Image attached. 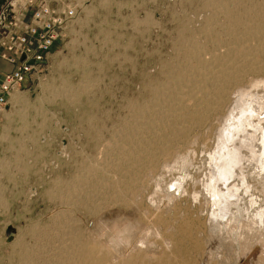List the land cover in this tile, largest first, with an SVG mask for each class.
Here are the masks:
<instances>
[{
    "label": "rangeland",
    "instance_id": "rangeland-1",
    "mask_svg": "<svg viewBox=\"0 0 264 264\" xmlns=\"http://www.w3.org/2000/svg\"><path fill=\"white\" fill-rule=\"evenodd\" d=\"M42 1L53 9L74 4L81 12L0 115V264H72L70 253L93 247L108 264H264L259 163L242 150L241 169L227 184L236 199L224 218H214L218 210L204 187L233 101L243 100L236 109H244L257 96L264 99L258 39L244 44L250 55L235 56L237 66L256 62L258 70L241 72L244 83L214 112L201 94L210 87L190 98L187 76L178 109L167 116L153 108L156 89L171 74L185 73L191 51L210 63L233 47L228 29L243 32L263 22L264 0H238L234 7L229 0ZM213 2L235 8L233 26ZM226 67L236 71L232 63ZM166 143L171 148L159 154ZM120 193L121 199L114 196Z\"/></svg>",
    "mask_w": 264,
    "mask_h": 264
},
{
    "label": "bare ground",
    "instance_id": "bare-ground-1",
    "mask_svg": "<svg viewBox=\"0 0 264 264\" xmlns=\"http://www.w3.org/2000/svg\"><path fill=\"white\" fill-rule=\"evenodd\" d=\"M239 1L238 0H229V6L230 7H234L235 5H237ZM214 3V2H213ZM225 3V2H224ZM220 2H215L213 5L215 6H220V9L223 13H225V16H229V22L230 25L233 26L235 24V22L237 21L235 18L236 15L235 13H233L232 10H234L233 8H231L232 10L229 11L230 7L226 4V5H220ZM241 4V3H240ZM241 7V6H240ZM252 7V6H251ZM257 7V6H256ZM255 7V8H256ZM248 8V7H247ZM246 9V8H245ZM253 9V8H252ZM261 9V10H260ZM260 13L261 16H264L262 14H264V8H260ZM249 10V9H248ZM247 11V10H246ZM256 11V10H255ZM238 12V11H237ZM239 13V12H238ZM240 14V13H239ZM253 14V13H252ZM248 15V12L247 14ZM227 16V17H228ZM241 16V15H240ZM253 16V15H250ZM244 17V16H243ZM246 17V16H245ZM244 17V18H245ZM256 17V16H255ZM254 17V18H255ZM247 18V17H246ZM249 18V17H248ZM261 18V17H260ZM242 19V18H241ZM257 19V18H255ZM263 19V18H262ZM261 20V19H260ZM241 21V20H240ZM246 21V20H245ZM257 21V20H256ZM243 22V21H242ZM246 23V22H245ZM248 23V22H247ZM250 23V22H249ZM248 23V24H249ZM228 24V22H227ZM251 24V23H250ZM229 26V25H228ZM230 26V27H231ZM236 26V25H235ZM239 26V24H238ZM242 26V25H241ZM250 26V25H249ZM253 26V25H252ZM249 27L246 28L244 27L243 32H237L236 28L232 29H226L227 33L230 35L232 34L234 36L233 41H232V46L230 47L228 52L223 55V56H217L215 57V59H213L210 63H206L205 61H203L200 56H193L194 52L191 51V56L190 57L192 59V62L190 60V58H188V64L185 67V70L183 69V71H185V73L180 75H176V74H171L169 76L167 86L165 85L162 88L156 89V93L157 95L155 96V98L157 97V104L153 107L155 109L157 108L159 110V108L162 110V114L164 115L165 113H163V111H166L167 116H168V112H174L176 109L179 108L180 102L182 101V99L180 98L181 95V88L184 87L185 85V77L187 76L188 81L191 82V86H190V90H188V95H190L191 98V93L195 91V93H201L203 87H210V90L208 92H202V96L203 97H207V99L204 101V107H206V109L208 110H212L213 106L215 104H219L222 103L225 100V97L227 96V94L235 88H237L238 86H240L241 84V76H243L241 74V72L245 73V72H249V71H256L258 70L255 63H249V64H243V65H236L237 64V58L235 57L237 54H242L243 56H248L250 55V52H252V48L251 47H245L244 44L249 42L250 40H256L258 39V49L264 51V21L261 22L260 24H256L253 28ZM211 27V26H210ZM240 28V27H239ZM242 29V28H241ZM224 30V29H223ZM235 30V31H234ZM251 42V41H250ZM253 42V41H252ZM194 43V42H193ZM224 43V42H223ZM249 44V43H248ZM191 47H193V45L189 44V49L191 50ZM193 50L194 47H193ZM190 52V51H189ZM197 52V51H196ZM200 52V51H199ZM241 56V55H240ZM187 58V57H186ZM236 59V60H235ZM244 59V58H243ZM264 59V57H263ZM251 60V59H250ZM187 62V61H186ZM229 63H232L233 65V69H235L236 71H229V68L226 67L229 65ZM257 64V63H256ZM260 64V63H259ZM264 65V64H262ZM231 66V65H230ZM237 66V67H236ZM235 67V68H234ZM232 68V67H230ZM182 70V69H181ZM232 70V69H230ZM179 74V73H178ZM260 77V76H259ZM258 81V80H257ZM243 82V81H242ZM244 83V82H243ZM261 83V82H260ZM264 84V82H263ZM262 83L260 84L261 86L263 85ZM255 85V84H254ZM259 85V86H260ZM186 86V85H185ZM252 86V85H251ZM187 87V86H186ZM202 87V88H201ZM255 87V86H253ZM241 88V87H240ZM260 88V87H259ZM248 89V88H247ZM233 91V90H232ZM246 91V90H245ZM234 92V91H233ZM239 92V91H238ZM236 93V92H235ZM242 93V92H241ZM240 93V95H241ZM194 94V93H193ZM230 94V93H229ZM243 94V93H242ZM247 94V93H246ZM250 94V93H249ZM247 94V96L249 95ZM256 94V93H254ZM195 95V94H194ZM194 95H192V98H196L194 97ZM244 95V94H243ZM261 95V94H260ZM196 96V95H195ZM246 96V97H247ZM252 96V95H250ZM255 96V95H254ZM264 96V95H263ZM262 96V97H263ZM183 97V96H181ZM234 97V96H233ZM239 97V96H238ZM245 97V95H244ZM249 97V96H248ZM254 98V97H253ZM256 98V97H255ZM257 96V99L253 102H247L245 107V111L242 107H239L236 109V105L241 103L243 105V100H239V98H237L236 101H233L234 103L231 106V112L230 114H228L229 120L227 122V125H223L222 127L225 126L223 132H222V136L220 137V142L219 144L216 146L214 151L213 156L210 158L211 159V172L208 178L207 183L205 184L206 186H204L206 189L205 191H207V194L209 196L210 202H211V206L213 208H217L218 210V214L216 216H214V218L217 217H222L224 218V214H226L227 212H229V206L231 204V200L232 199H236L235 194L236 190L233 188H228V182L229 180H231L230 178L233 176L235 170L237 171V168H240L241 166V162L244 159L242 157V150H246L247 153L246 155L248 156L249 159L259 163V169L261 171V173H264V99L263 98H259ZM198 99V98H197ZM243 99V96H242ZM156 100V99H155ZM194 100V99H193ZM229 100V99H228ZM246 100V99H245ZM153 101V100H152ZM202 102V101H201ZM200 103V102H198ZM151 105V104H149ZM167 105V106H166ZM241 105V106H242ZM147 105H145L146 107ZM198 106V105H197ZM240 106V105H239ZM148 109H150V106H147ZM238 107V106H237ZM244 107V106H243ZM151 108V109H153ZM199 108V107H198ZM216 108V107H214ZM146 109V111L148 110ZM150 109V110H151ZM197 109V108H196ZM218 109V108H217ZM217 109H215L217 111ZM144 110V109H143ZM194 110V109H193ZM214 110V109H213ZM212 110V111H213ZM237 110V112H236ZM137 111V110H136ZM140 111V110H139ZM149 111V110H148ZM157 111V110H156ZM200 111V110H199ZM142 111H140L141 113ZM145 112V110H144ZM195 112V111H194ZM211 112V111H210ZM214 112V111H213ZM147 113V112H146ZM158 112H156L157 114ZM199 113V112H198ZM137 114V113H136ZM142 114V113H141ZM181 114V113H180ZM179 114V116H180ZM201 114V113H200ZM138 115V114H137ZM188 115V114H187ZM195 115V114H194ZM198 115V114H197ZM161 115H159L158 117L160 118ZM166 116V117H167ZM170 117H172L169 114ZM200 116V115H199ZM210 116V115H209ZM157 118V116H155ZM165 117V116H164ZM162 117V118H164ZM201 117V116H200ZM203 117V116H202ZM205 117V116H204ZM140 118V117H139ZM150 118V117H149ZM152 118V117H151ZM158 120H162L159 119ZM175 118V117H174ZM186 118V117H185ZM191 118V117H190ZM171 119V118H170ZM200 119V118H199ZM203 119V118H202ZM205 119V118H204ZM228 119V118H227ZM156 120V119H155ZM157 120V121H158ZM196 121V120H195ZM204 121V120H203ZM224 121V120H223ZM165 122V121H164ZM161 123V124H165V123ZM188 122V121H187ZM206 122V121H205ZM173 123V122H172ZM182 124V122L180 123V125ZM225 124V123H224ZM137 125V124H136ZM135 125V126H136ZM148 125V124H147ZM150 125V124H149ZM166 125V124H165ZM185 125V124H184ZM187 125V124H186ZM194 125V124H193ZM198 125V124H197ZM200 125V124H199ZM163 126V125H162ZM172 126V125H171ZM131 127V125H130ZM153 127V126H152ZM156 127V126H155ZM166 127V126H165ZM164 127V128H165ZM168 127V126H167ZM179 127V126H178ZM132 128V127H131ZM134 128V127H133ZM171 128V127H170ZM176 128V127H174ZM189 128V127H188ZM200 128V127H199ZM249 128V129H248ZM167 130V129H165ZM131 131V130H130ZM146 131V130H145ZM173 131V130H172ZM177 131V129H176ZM179 131V130H178ZM175 132V133H178ZM170 132V131H169ZM190 132V131H189ZM131 133V132H129ZM136 133V132H135ZM171 133V132H170ZM181 133V132H180ZM133 134V132H132ZM172 134V133H171ZM184 134V133H183ZM241 134V135H240ZM177 135L178 134H174ZM181 135V134H180ZM179 135V137H181ZM186 135V134H185ZM132 136V135H131ZM184 136V135H182ZM133 137V136H132ZM178 137V138H179ZM186 137V136H185ZM131 139V138H130ZM129 139V140H130ZM181 139V138H180ZM219 139V138H218ZM128 140V141H129ZM132 140V139H131ZM176 140V139H175ZM191 140V139H190ZM179 141V140H178ZM130 142V141H129ZM159 142V141H158ZM177 142V141H176ZM190 142V141H189ZM188 142V143H189ZM218 142V141H217ZM163 143V142H162ZM172 143V139L171 142ZM168 143H166V145H164L163 147L160 148L159 154H166L167 149L169 148L170 145H168ZM185 143V142H184ZM138 144V143H137ZM173 145V144H172ZM174 147V146H173ZM176 147V146H175ZM123 148V147H122ZM141 148V147H140ZM171 148V146H170ZM120 149V148H119ZM175 149V148H174ZM130 150V149H129ZM135 152V148L133 149ZM125 151V150H123ZM128 151V150H127ZM145 151V149H144ZM148 151V150H146ZM151 151V150H150ZM155 151V150H154ZM126 152V151H125ZM132 153V151H130ZM133 152V155H135ZM138 152V151H137ZM130 153V154H131ZM213 153V152H212ZM116 154V153H115ZM120 154V153H119ZM124 154V153H123ZM151 154H153L151 152ZM128 154H126L127 156ZM132 155V156H133ZM139 155V154H138ZM141 155V154H140ZM145 155V152H144ZM245 155V154H243ZM131 156V155H130ZM131 156V157H132ZM172 156V155H171ZM211 156V155H210ZM124 157V156H123ZM130 157V158H131ZM138 157V156H137ZM141 157V156H140ZM138 157V158H140ZM147 157V156H146ZM150 162H152L153 158H155L153 155L150 156ZM157 157V156H156ZM166 157V156H165ZM134 158V157H133ZM149 158V157H147ZM144 159V158H143ZM152 159V160H151ZM159 159V158H158ZM128 160V159H127ZM250 160V161H251ZM125 161V160H124ZM134 161V160H133ZM154 161V160H153ZM159 161V160H158ZM166 161V160H165ZM140 162V160H139ZM142 162V160H141ZM160 162V161H159ZM132 163V162H131ZM135 163H138L135 162ZM143 163V162H142ZM148 163V161H147ZM125 164V163H124ZM127 164V163H126ZM140 164V163H138ZM153 164H155L153 162ZM159 164V163H158ZM144 165V164H143ZM142 165V167H143ZM149 165V164H148ZM148 168L149 169V167ZM151 165V164H150ZM160 165V164H159ZM257 165V164H256ZM145 166V165H144ZM155 166V165H154ZM258 166V165H257ZM131 167V166H130ZM133 167V166H132ZM141 167V166H140ZM167 167V166H166ZM137 168V166H136ZM135 168V169H136ZM152 169V168H151ZM241 169V168H240ZM139 171L134 172L137 173L134 175V181H136V183H139L141 180L140 177V168L138 169ZM146 170V169H145ZM111 172V171H110ZM239 172V171H238ZM241 173V172H240ZM114 174V173H113ZM118 174V173H117ZM109 175V174H108ZM142 175V173H141ZM130 176L132 177L133 175L130 174ZM236 176V175H235ZM243 176V174H242ZM129 177V176H128ZM127 177V179H129ZM237 177V176H236ZM245 177V176H243ZM107 178V177H106ZM133 179V178H131ZM233 179V178H232ZM126 180V179H125ZM124 180V181H125ZM127 181V180H126ZM125 181V182H126ZM241 181V178H240ZM114 182V181H113ZM129 182V181H128ZM243 182V181H242ZM241 182V183H242ZM115 184V183H114ZM117 184V182H116ZM127 184V183H124ZM130 184V183H129ZM135 184V183H134ZM222 185L225 187V190L222 191L219 188V185ZM111 185V184H110ZM133 185V183L131 184ZM245 185V184H243ZM128 186V185H126ZM236 186V185H235ZM109 187V186H108ZM124 187V186H123ZM131 190H134V188L132 189L131 186H129ZM139 187V186H138ZM244 187V186H243ZM235 188V187H234ZM110 189V188H109ZM139 189V188H138ZM239 189V188H238ZM248 189V188H247ZM246 190V188H245ZM116 189L112 192H115ZM128 191V190H127ZM238 191V190H237ZM123 192V191H122ZM129 192V191H128ZM135 192V191H134ZM150 193V192H149ZM120 194L114 195L117 196V198H120ZM112 196V195H111ZM109 197V196H108ZM122 197V196H121ZM111 198V197H110ZM114 198V197H113ZM128 198V197H127ZM121 199V198H120ZM116 200V198H115ZM108 201V200H107ZM114 201V200H113ZM117 201V200H116ZM122 201V200H120ZM118 202V201H117ZM124 203V202H123ZM141 207V206H140ZM126 208V207H125ZM215 208V209H216ZM141 209V208H140ZM153 210V209H152ZM151 211V210H150ZM216 211V210H214ZM148 212V211H147ZM164 212V211H163ZM217 213V211L215 212ZM223 213V214H222ZM163 214V213H162ZM213 214V213H212ZM262 214V213H261ZM151 215V214H150ZM162 220V218L160 219ZM159 221V220H156ZM150 223V222H149ZM155 223V221H154ZM159 223V222H158ZM164 223V222H163ZM157 224V223H156ZM189 224V223H188ZM158 225V224H157ZM156 225V226H157ZM160 225V224H159ZM168 225V224H167ZM165 226V225H164ZM183 226V225H182ZM180 227V226H179ZM178 228V227H177ZM184 228H186L184 226ZM181 229V228H180ZM186 230V229H185ZM184 230V231H185ZM183 230L181 229L180 232H182ZM186 232V231H185ZM183 232V233H185ZM163 233V232H162ZM187 233V232H186ZM185 233V234H186ZM182 235V234H181ZM166 236V234H165ZM170 236V235H168ZM167 237V236H166ZM188 237V236H187ZM164 238V237H163ZM169 238V237H167ZM169 240V239H168ZM164 241V240H163ZM190 242V241H189ZM63 246V245H62ZM68 246V245H67ZM83 248V247H82ZM90 248V246H89ZM84 249V248H83ZM199 250V249H198ZM81 251V250H80ZM75 252V253H70V255L67 257L69 258V260H73L72 264H108L107 263V258L106 257H101L97 255V251L96 248H91L87 251L84 252ZM99 251V249H98ZM165 251V250H164ZM166 253V251H165ZM166 255V254H164ZM67 260V259H66ZM66 262V261H65ZM69 262V261H68ZM68 264V263H67Z\"/></svg>",
    "mask_w": 264,
    "mask_h": 264
},
{
    "label": "built area",
    "instance_id": "built-area-1",
    "mask_svg": "<svg viewBox=\"0 0 264 264\" xmlns=\"http://www.w3.org/2000/svg\"><path fill=\"white\" fill-rule=\"evenodd\" d=\"M81 12L70 4L53 9L46 2L27 0L15 10L0 8V60L12 67L0 82V115L10 108L12 95L41 72L52 49L67 39Z\"/></svg>",
    "mask_w": 264,
    "mask_h": 264
},
{
    "label": "crops",
    "instance_id": "crops-1",
    "mask_svg": "<svg viewBox=\"0 0 264 264\" xmlns=\"http://www.w3.org/2000/svg\"><path fill=\"white\" fill-rule=\"evenodd\" d=\"M0 1H1L0 8L9 3H13V5L15 6V10L23 7L27 2V0H0ZM11 70H12L11 66L0 60V82L2 81L4 75Z\"/></svg>",
    "mask_w": 264,
    "mask_h": 264
}]
</instances>
